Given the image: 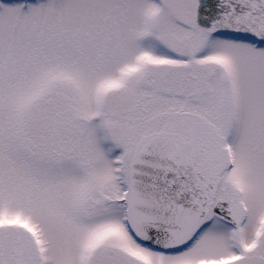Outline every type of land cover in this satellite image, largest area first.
Segmentation results:
<instances>
[{"label":"snow or ice","instance_id":"6c2138e0","mask_svg":"<svg viewBox=\"0 0 264 264\" xmlns=\"http://www.w3.org/2000/svg\"><path fill=\"white\" fill-rule=\"evenodd\" d=\"M0 264H264V0H0Z\"/></svg>","mask_w":264,"mask_h":264}]
</instances>
